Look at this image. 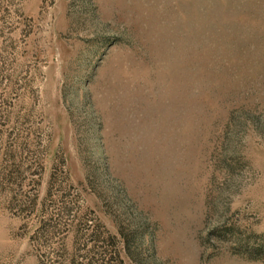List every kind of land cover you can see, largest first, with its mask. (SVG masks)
<instances>
[{
	"label": "rangeland",
	"instance_id": "1",
	"mask_svg": "<svg viewBox=\"0 0 264 264\" xmlns=\"http://www.w3.org/2000/svg\"><path fill=\"white\" fill-rule=\"evenodd\" d=\"M0 264H264V0H0Z\"/></svg>",
	"mask_w": 264,
	"mask_h": 264
}]
</instances>
